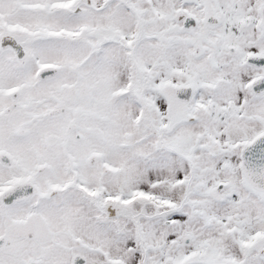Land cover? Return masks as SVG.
<instances>
[{"label":"flooded vegetation","instance_id":"obj_1","mask_svg":"<svg viewBox=\"0 0 264 264\" xmlns=\"http://www.w3.org/2000/svg\"><path fill=\"white\" fill-rule=\"evenodd\" d=\"M77 1L78 7L88 3L87 0ZM94 1L96 4H89L88 8L94 9L93 5L97 7L105 2ZM130 1L140 7L143 15V0ZM171 2L172 18L163 25L165 32L160 41L173 40L186 57L181 60L177 57L169 77L170 86L165 87L169 89L168 93L157 91L158 87L155 86V96L159 92V100L156 98L148 102V116L156 121L155 133L162 146L160 151L163 152L166 145L170 154L185 159V172L191 176L189 180H196L201 185L205 183L208 187L202 192L189 187L177 201L166 192H160L158 180H153L146 189L124 192L117 197L115 205L143 214V194L146 197L151 194L156 196V201L150 203L151 208L161 219L165 213V223L169 226H173L176 219H181L184 226V217L193 215L197 209L199 225L204 227L208 223H217L228 235L230 247L223 252L214 250L215 257L208 260H214L213 264H264V191L253 188L241 168L242 151L264 136V0ZM34 6L35 2H28L26 10ZM20 7L25 8L23 4H17V0H0V29L1 24L6 25L12 20L15 22L14 14ZM152 8L156 12V8ZM60 11L57 10L52 17L57 18ZM37 15L38 19L49 17L44 13ZM163 18L161 12H156V22L161 24ZM56 25L32 30L28 27L32 31L30 38L41 34L45 45L69 41L88 48L91 54L98 53L94 26L91 25L90 34L81 41L86 33L83 25L75 28L74 37L66 34L73 29ZM0 36L2 50L7 46L17 63L27 59L24 49L26 44L30 48V43L26 42V35L20 37L19 32L2 28ZM120 39H125V35L113 36L105 44L129 46ZM30 63L33 65L32 79L41 84L59 77L62 69H70L72 65L68 62L39 63L38 66L32 61ZM12 66L19 68L15 64ZM81 66L79 62L74 68ZM119 68L121 70L113 79L118 86L110 98L112 102L100 108L93 99V88L87 75L78 76L75 73V82H65L66 91L54 86L48 94L27 91L23 95V90L17 87L20 85L4 87L7 83L2 81L0 67V121L11 120L15 113L25 114L21 121L12 125L7 135L0 137V264L46 262L45 254L36 252L37 245L52 239L51 224L43 209L44 202H56L60 198L58 195L72 193L91 200L94 207L103 201L111 205L108 200L110 193L101 192L105 184L101 185V189L94 186L92 175L80 171L77 151L80 153L81 146L91 135H99L101 120L106 116L112 118L110 126L106 128L107 143H112L116 131H125L135 144H143V102L146 103L144 94H147L143 64L135 68L136 73L126 71L124 66ZM148 80L145 79L146 82ZM6 88H9L8 91H4ZM141 95L145 101L140 98ZM127 96L128 99L119 98ZM154 104L159 107L157 111L153 110ZM123 110L133 114V119L117 122V113ZM197 115L204 117L199 119ZM53 117H64L67 122V136L57 147L58 151L63 146L68 147L69 152L64 153L63 159L54 152L57 156L55 164H52V158L44 154L33 155L26 160V157L12 150L11 144L15 143L13 138L18 141L30 136L32 122ZM184 129H187L186 133H183ZM11 131H14L13 138ZM67 142L68 145H63ZM98 155L97 150L87 149L84 166L90 170H95L96 166L99 169ZM199 159H205L207 168L200 169L193 165ZM110 168L119 171L115 165ZM176 179L169 186L180 190L182 186L175 185ZM237 182L243 186L234 187L233 184L237 185ZM186 183L187 180L183 185ZM83 185L91 195L83 194L80 188ZM204 199L211 203L214 200L226 203L223 206L224 216L217 218L196 204ZM140 221H143V215ZM162 223L153 230L165 231V236L143 238V245H147L149 250L158 251V260L150 264H189L195 258L196 264L207 263L205 258L209 243H192L191 226L176 233L168 231ZM230 227L236 228L237 236L233 235ZM71 256L72 264H86L79 254L73 253ZM105 262L143 264V246L134 249V253L127 258H108Z\"/></svg>","mask_w":264,"mask_h":264},{"label":"rangeland","instance_id":"obj_2","mask_svg":"<svg viewBox=\"0 0 264 264\" xmlns=\"http://www.w3.org/2000/svg\"><path fill=\"white\" fill-rule=\"evenodd\" d=\"M28 2H35L34 11V8L26 10ZM87 2V4L78 7L77 0H17V4H23L25 8L20 7L14 14L15 22L12 20L6 25L1 24V29L15 30L20 33V37L26 35V42L30 43V48H28L29 44H26L24 50L27 53V59L22 63H17L7 46L3 47L5 50H2L0 43L2 81L7 83L4 87L20 85L17 87L23 90V95L27 91L48 94L54 86L66 91L65 82L67 84L75 82V73L78 76L87 75L91 82L90 86L93 88V99L101 108L102 105L109 106L112 102L110 98L114 88L118 86L114 84L113 79L121 70L119 66H124L126 71L136 73L135 68L143 64V80L146 84L144 88L147 92L144 94L146 103L143 102V144H135L132 137L125 131L120 133L116 131L112 143H107L106 128L110 126L112 118L106 116L101 120L99 135H91L90 139L85 140L81 146L82 150L80 153L77 151V155L80 171L92 175L90 177L93 185L101 189V185L105 184L101 192L110 193L111 196L108 200L111 205H106L103 201L98 202V207H94L91 200L85 199L81 194L72 193L58 195L60 198L56 202H44L43 209L51 224L52 239L37 245L36 252L45 254L46 262L44 264H72L73 256L71 255L73 253L79 254L86 264H107L105 259L127 258L134 253V249L143 246V264H150L152 261L158 260V251L149 250L147 245H143V238L165 236V231L155 232L153 230L163 221V227L176 233L183 232L191 226L192 243L197 241L209 243V251L205 260L206 264H213L214 260H208V258L215 257L213 251L223 252L228 249V246L230 247L228 235L223 233L221 226L217 223H208L204 227L199 225L197 220L200 217L197 214V209L193 215L184 217V226H182L181 219H176L175 224L169 226L165 223V213L161 219L156 215L157 212L151 208L150 203L156 201V196L151 194H148L147 197L143 194V214L120 209L115 205L117 197L123 195L124 192L146 189L153 180H158L160 192H166L168 196L177 201L189 187L196 188L198 192L205 191L204 188L208 187L205 183L201 185L196 180L192 182L189 180L191 176H187L185 172L187 167L185 159L182 160L176 155L170 154L166 150V145H164L163 152L160 151L162 146L155 133L156 121L149 119L148 116L150 111L148 102L158 99L159 92L168 93L169 89H165V87L170 86L171 79L169 77L177 57L180 60L186 57L181 49L179 51L173 40L160 41L165 32L162 29L163 25L171 21L173 4L171 0H143V15H141L140 7L135 6L130 0H105L97 7L93 5L94 9L88 8V5L96 4L95 1L87 0ZM152 7H155L156 12H161L164 17L161 24L156 22V12ZM57 10H61L60 15L57 18L52 17ZM39 13H44L49 17L38 19L39 15L37 14ZM55 24H57L56 26L63 25V29H73L66 33L68 37H74L75 28L83 25L86 33L81 41L86 39L94 26L95 49L97 51L98 47V53L91 54L88 48L69 41L45 45L44 36L41 34L30 38L32 29ZM120 34L125 35V39H120V41L126 42L129 46L124 47L115 43L111 46L105 44L113 36L117 38ZM52 41L56 40L52 39ZM86 45H88L87 42ZM30 61L35 66H38L39 63L49 62L59 64L68 62L72 65L70 69H62L59 77L41 84L36 79H32L33 65ZM79 62L82 63V66L74 68V65ZM12 64L19 68H14ZM145 79H149L148 82ZM156 85L159 92L155 96ZM8 89L6 88L4 91H8ZM136 93L137 91L134 92V94ZM119 98L128 99L129 97ZM140 98L143 99V95ZM144 99L143 101H145ZM158 109V105L154 104L153 110L157 111ZM24 116L23 113H15L11 120L0 121V137L7 135L12 125L21 121ZM196 117L201 119L204 116L197 115ZM128 118L133 119V114L124 110L117 113V122H123ZM66 128L67 122L64 117L35 120L29 127L30 136L25 139L15 141L14 131L10 132L12 141L15 142L11 144V148L17 155L26 157V160L33 155L43 156L42 154H44V156L52 158V164H55L57 156L54 155V152L59 154L62 159L64 153L69 152L67 146H63L60 151L57 150V147L62 144V139L67 136ZM186 132L187 129H184L183 133ZM16 135L17 132H15V137ZM166 139H168L167 136ZM122 142L125 144H121ZM63 145H68V142ZM87 149H95L99 152L97 159L99 169L96 166L95 170H90L84 166ZM189 158L190 156L187 154V159ZM113 165L119 168L118 172L110 168ZM193 165L205 169L208 164L205 159H199L194 161ZM194 177L197 178V176ZM175 178H177L175 185L182 186L180 190L169 186ZM211 178L213 179L215 176H211ZM186 180L187 183L183 185ZM233 186L238 188L243 185L237 182V185L233 184ZM80 188L84 195L92 194L85 185ZM196 204L201 205L206 213L213 214L217 218L224 216L223 206L226 203H221L219 200H214L211 203L204 199ZM142 215L143 221H140ZM230 230L233 231L234 236H237L235 227H230ZM75 238H78L77 241ZM189 264H196V258Z\"/></svg>","mask_w":264,"mask_h":264},{"label":"water","instance_id":"obj_3","mask_svg":"<svg viewBox=\"0 0 264 264\" xmlns=\"http://www.w3.org/2000/svg\"><path fill=\"white\" fill-rule=\"evenodd\" d=\"M241 168L253 188L264 191V136L242 151Z\"/></svg>","mask_w":264,"mask_h":264}]
</instances>
